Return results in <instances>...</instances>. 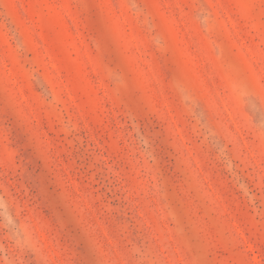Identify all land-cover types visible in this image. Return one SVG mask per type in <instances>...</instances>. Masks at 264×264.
I'll return each mask as SVG.
<instances>
[{"label": "rangeland", "instance_id": "374dc122", "mask_svg": "<svg viewBox=\"0 0 264 264\" xmlns=\"http://www.w3.org/2000/svg\"><path fill=\"white\" fill-rule=\"evenodd\" d=\"M0 264H264V0H0Z\"/></svg>", "mask_w": 264, "mask_h": 264}]
</instances>
